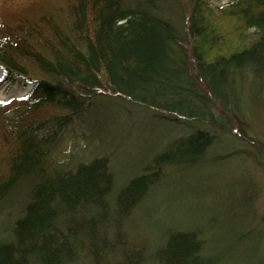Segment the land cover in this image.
<instances>
[{
    "label": "trees",
    "instance_id": "trees-1",
    "mask_svg": "<svg viewBox=\"0 0 264 264\" xmlns=\"http://www.w3.org/2000/svg\"><path fill=\"white\" fill-rule=\"evenodd\" d=\"M174 1L185 34L155 11L161 0H0V87L30 86L0 102V201L23 178L36 180L12 240L0 242V264H264V252L245 246L252 232L208 244L198 228L211 225L200 216L194 228H162L145 256L128 221L145 198L153 202L158 171L114 190L105 156L71 169L47 161L58 135L99 95L192 122L194 130L163 147L149 168L199 164L216 147L211 128L229 123L243 136L238 93L244 79L264 84V0Z\"/></svg>",
    "mask_w": 264,
    "mask_h": 264
},
{
    "label": "rangeland",
    "instance_id": "rangeland-1",
    "mask_svg": "<svg viewBox=\"0 0 264 264\" xmlns=\"http://www.w3.org/2000/svg\"><path fill=\"white\" fill-rule=\"evenodd\" d=\"M208 1L212 5H224L232 0ZM156 6L159 8L155 11L159 15L171 18L185 34V22L174 0H161ZM244 80L243 92H239L240 96L238 93L243 136H234L229 132L231 124L227 122L224 128L221 125V129L211 128V133L216 136V147L204 154L199 164L190 167L161 165L149 168L153 164L150 159L162 152L163 147L194 130L190 127L192 122L179 115L111 94L96 97L89 112L62 130L50 149L47 161L59 168L71 169L79 162L105 156L114 174V190L137 174L158 171L157 179L161 181L157 188H151L148 193L149 197L153 195V202L148 203L145 198L141 205L143 212L138 215L135 213L128 221V225H131L130 239L142 248L145 256H149L155 249L162 228H194L193 220L199 216L206 219L204 223L211 225H207L210 229L198 228L208 244L218 235L234 236L249 230L252 235L245 240V246L253 253L262 254L264 84ZM29 87L16 83L1 86L0 102L20 98ZM182 155L188 158L193 156L187 150ZM233 155L237 157L225 160ZM252 157H256L260 165ZM35 182V178H23L0 201V242L12 240V223L18 213L22 212L27 194ZM153 226L151 231L149 227ZM238 242L239 239L236 249L241 247L240 243L244 240ZM233 251L226 250L227 256L231 253L233 256Z\"/></svg>",
    "mask_w": 264,
    "mask_h": 264
}]
</instances>
